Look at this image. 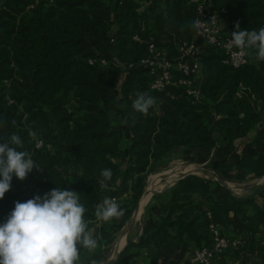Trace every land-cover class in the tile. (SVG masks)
I'll return each instance as SVG.
<instances>
[{
  "label": "trees",
  "instance_id": "1",
  "mask_svg": "<svg viewBox=\"0 0 264 264\" xmlns=\"http://www.w3.org/2000/svg\"><path fill=\"white\" fill-rule=\"evenodd\" d=\"M211 2L222 10L226 31H236L237 22L241 30L264 27V0ZM195 16L190 0H0V143L18 134L24 141L19 150L41 168L24 180L13 177L0 200V224L15 202L58 187L79 194L89 225L109 222L107 232L118 231L165 157L181 148L215 149L219 175L190 174L158 195L146 209L142 235L112 264H141L143 251L149 264H193L212 221L244 241L212 264H264V185L235 194L222 184L264 177V61L249 49L248 63L233 68L222 51L202 45L199 99L182 85L152 90L139 64L151 38L173 52L175 41L198 42ZM96 58L108 64L89 62ZM138 92L154 97L158 110L134 111ZM72 166L81 170L73 181L63 172ZM104 169L113 174L106 187ZM106 197L119 198L120 219L97 220Z\"/></svg>",
  "mask_w": 264,
  "mask_h": 264
},
{
  "label": "clouds",
  "instance_id": "2",
  "mask_svg": "<svg viewBox=\"0 0 264 264\" xmlns=\"http://www.w3.org/2000/svg\"><path fill=\"white\" fill-rule=\"evenodd\" d=\"M231 35V44L242 53L255 49L256 59L264 61V27L241 30L239 22ZM133 110L147 115L158 110L157 101L146 92H138L132 102ZM28 136L37 139L29 130ZM0 143V200L10 190L13 177L24 180L34 168L41 169L28 151L19 150L24 141L12 133ZM42 142L37 143V147ZM112 170L101 172L102 186L111 180ZM96 216L103 221L120 219L124 209L114 198L106 197L97 206ZM85 206L74 191L54 188L43 197L35 195L25 202H15L6 221L0 224V264H80V250L93 253L98 238L85 219ZM91 264H99L95 259Z\"/></svg>",
  "mask_w": 264,
  "mask_h": 264
},
{
  "label": "built area",
  "instance_id": "3",
  "mask_svg": "<svg viewBox=\"0 0 264 264\" xmlns=\"http://www.w3.org/2000/svg\"><path fill=\"white\" fill-rule=\"evenodd\" d=\"M196 4V16L194 19L195 36L198 42L175 41L174 51L170 47L160 46L151 38L148 44L147 54L140 60L149 77L150 88L156 91H164L168 86L182 85L186 92L194 99H199L201 91V54L202 45L213 46L225 55L224 62L233 68H239L248 63L249 49L241 52L231 44V35L234 31H226L221 23L222 10L216 8L211 0H190ZM135 40H140L138 36ZM164 41V39H163ZM166 43V41H165ZM91 64L99 63L101 66L108 64L105 58H96L89 61ZM182 76L176 79L175 74ZM242 97L240 92L237 93ZM255 100L254 95L251 96ZM41 145V144H40ZM119 204V198H114ZM212 218V213H207ZM97 220H101L97 217ZM210 238L207 244L197 248L192 253L193 264H212L213 260L229 249H239L244 241L240 238H232L222 233L220 224L212 221L209 225ZM234 264H238L235 262Z\"/></svg>",
  "mask_w": 264,
  "mask_h": 264
},
{
  "label": "rangeland",
  "instance_id": "4",
  "mask_svg": "<svg viewBox=\"0 0 264 264\" xmlns=\"http://www.w3.org/2000/svg\"><path fill=\"white\" fill-rule=\"evenodd\" d=\"M216 157H218V155L216 154L215 149H213L210 153H207L206 151H203L200 149L199 150L198 149H187V148L178 149L177 151L169 154L167 157H165L161 161L157 170L155 172H153L152 174H150L148 181H147V184L149 182L150 177L153 174H164V175H162V181L163 182H161L158 185L159 187H157V189L161 188L164 185H166L169 181L174 180L177 176L182 175L185 172V169H187L186 167H188V166L189 167L192 166V169L193 168H205V169L209 170L213 176H218L219 174L213 168L214 161L216 160ZM198 158H206L207 161L204 163H199ZM168 172H171V173H168ZM173 174H177V176L170 179V177ZM199 175L203 176V177L211 176L210 174H208L206 172H200ZM168 179H170V180H168ZM260 179L262 180V178H259V179H250V180H247L244 182L230 181V180H225V182H227L230 185L232 191L235 194L236 193L239 194L243 191H249L252 188H254L257 184L260 183V181H261ZM165 181H167V182L164 183ZM163 192L156 193L151 198H149V200L146 203V208H145V211H144L141 219L138 221V223H135V225H133L130 229V234H129L128 240H127L128 242L132 241V240H136V238L138 237L139 230H142V228H143V220H144V215H145L147 207L156 203V197ZM112 250H114L113 246H111L109 249L105 250L104 253L102 254V256H99V257H101V259H105L106 256L108 255V252L110 254V253H112ZM229 262H230V259H225L224 263L226 264Z\"/></svg>",
  "mask_w": 264,
  "mask_h": 264
},
{
  "label": "crops",
  "instance_id": "5",
  "mask_svg": "<svg viewBox=\"0 0 264 264\" xmlns=\"http://www.w3.org/2000/svg\"><path fill=\"white\" fill-rule=\"evenodd\" d=\"M80 117L81 116H78V119H80ZM221 145H223V141L220 139V146ZM63 172L66 175H68L70 180L72 179L71 181L75 180L81 174V170L78 166L69 167L68 169H64ZM161 178H162V175H161ZM145 208H146V205L144 206L143 212L140 213V215L137 217V219L133 223L130 222V219H129L128 223L124 227H122L120 230L115 231L113 230V228H111L112 231H114L112 234H110L112 231H110V233L107 232L110 227L109 222L107 223L105 222V225H106L104 226L105 228H101L102 226L99 225L100 222L98 221L91 223L89 227L94 230V234L98 238V246L93 253H88L86 249H81L80 250V255H81L80 264H91V261L93 259L97 260L99 264H109L110 260L116 256L117 254L116 252L120 250L121 248H123L125 244L126 245L128 244L127 240L130 234V229L133 225H135V223H138V221L140 220V218L142 217L145 211ZM142 232H143V228L142 230H139L138 237L136 238V240H133V241H137L142 235ZM123 239L125 240V244L121 247L120 244ZM111 246L114 247V250H112V253L109 254L108 252V255L106 256V258L101 259V257L99 256H102L104 251L109 249ZM149 261L150 259L145 251H143L141 256L138 257V262L141 264H149Z\"/></svg>",
  "mask_w": 264,
  "mask_h": 264
},
{
  "label": "water",
  "instance_id": "6",
  "mask_svg": "<svg viewBox=\"0 0 264 264\" xmlns=\"http://www.w3.org/2000/svg\"><path fill=\"white\" fill-rule=\"evenodd\" d=\"M200 172H206V173L212 175V173H211L209 170L205 169V168H193V169H191V170L185 171L182 175L177 176L174 180L169 181V182H168L163 188L151 192V193H150V198H151L154 194H156V193H160V192L165 191L167 188H169L170 186H172L173 184H175L176 181H178L179 179H182V178H184L185 176L190 175V174L199 175ZM161 175H164V174H161ZM161 179H162V178H161ZM222 184H223V185H227L228 187H230V185H229L227 182H225V181H223ZM263 185H264V177L262 178V180L260 181V183L257 184V185H256L253 189H251L249 192H250V193H253V192L259 190ZM230 188H231V187H230ZM236 194H237V193H236ZM146 195H147V190H145L142 199H144V197H146ZM142 199L140 200L139 204L137 205V207L135 208L134 212L132 213V215H131V217H130V222H132V223H133V222L137 219V217L140 215V209H141V206H142ZM125 247H126V244H125V246H124L123 248H121L120 250L117 251L116 256L110 260L109 264H112V263L117 259V257L120 255V253L123 251V249H124Z\"/></svg>",
  "mask_w": 264,
  "mask_h": 264
},
{
  "label": "bare ground",
  "instance_id": "7",
  "mask_svg": "<svg viewBox=\"0 0 264 264\" xmlns=\"http://www.w3.org/2000/svg\"><path fill=\"white\" fill-rule=\"evenodd\" d=\"M195 167V166H194ZM187 169H185V171H188V170H191L192 169V166L191 167H186ZM168 173H171V172H168ZM177 176V174H173L171 177H170V179H172V178H174V177H176ZM170 179H168V180H170ZM261 180V179H260ZM161 182H163L162 181V179H161V174H153L151 177H150V179H149V182H148V184H147V195H146V197H144V199L142 200V206H141V209H140V213H142L143 212V210H144V206H145V203L148 201V199L150 198V193L151 192H153V191H156V190H158V189H161V188H163V187H161V188H158L157 189V187H159L158 185L161 183ZM167 181H165L164 183H166ZM234 184V183H233ZM232 186V185H231ZM235 191V190H234ZM238 192V191H237ZM141 219V218H140ZM125 244V240L123 239L122 240V242H121V244H120V246L122 247L123 245ZM120 247V248H121ZM117 253V252H116Z\"/></svg>",
  "mask_w": 264,
  "mask_h": 264
}]
</instances>
